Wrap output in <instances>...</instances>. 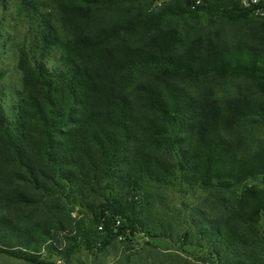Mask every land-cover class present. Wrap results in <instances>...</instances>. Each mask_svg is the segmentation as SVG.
I'll list each match as a JSON object with an SVG mask.
<instances>
[{"label": "trees", "instance_id": "16d2710c", "mask_svg": "<svg viewBox=\"0 0 264 264\" xmlns=\"http://www.w3.org/2000/svg\"><path fill=\"white\" fill-rule=\"evenodd\" d=\"M126 1L21 0L31 28L17 49L19 87L0 89V202H36L9 187L14 179L43 192L72 185L95 192L114 178L123 195L92 211L101 236L76 232L84 243L104 246L127 232L148 234L140 183L165 182L179 167L215 198L214 215L198 210L193 221L213 264H264V19L255 43L195 37L176 53L181 39L161 29L163 13L127 7V18L101 20ZM41 2L53 13H42ZM173 7L166 11L192 19L251 15L239 0H179ZM210 76L240 78L253 90L219 97L209 89L192 93L181 82ZM169 127L178 129L173 139ZM168 140L176 164L152 151ZM59 235L76 239L64 227ZM37 249L31 228L0 217V253L46 264Z\"/></svg>", "mask_w": 264, "mask_h": 264}, {"label": "rangeland", "instance_id": "374dc122", "mask_svg": "<svg viewBox=\"0 0 264 264\" xmlns=\"http://www.w3.org/2000/svg\"><path fill=\"white\" fill-rule=\"evenodd\" d=\"M177 1H126L121 8L108 12L101 20L111 23L127 18V9L131 7L140 8L147 14L163 13L161 29L175 30L181 39L175 47L176 53L183 51L195 37L217 35L231 42L255 43L260 35L261 18L258 16L251 14L244 20L230 22L200 13L197 19H192L187 14L174 15L166 11L167 8H174ZM21 3V0H0V89L6 93L19 87L17 49L26 43L31 28V21ZM39 8L42 13H53L46 2H41ZM144 76L146 74L142 72L136 80L141 81ZM181 82L192 93L209 89L219 97L253 90L250 82L240 78L210 76L196 82L187 79ZM178 134L177 128L169 127L167 138L173 139ZM170 142L168 140L163 148H152V151L176 164L177 148ZM12 182L9 187L30 194L36 202L2 201L0 217L6 216L18 225L31 228L35 233L39 259L46 264H213L212 257L196 236L193 221L198 210L214 215L211 204H214L215 198L183 177L179 167L165 182L157 183L144 178L140 183L138 205L148 234L127 232L114 236L104 246L92 241L84 243L76 232H87L89 240L101 236L91 225L92 211L105 203L106 198L123 195L124 188L114 178L96 187L95 192L74 185L70 189L56 186L43 192L22 180L14 179ZM249 183L257 184L258 181ZM260 226L264 237V218ZM62 227L72 231V237L76 236V239L60 237ZM186 230H190L191 235H185ZM47 232L54 238L53 243L47 240ZM0 264L32 263L0 253Z\"/></svg>", "mask_w": 264, "mask_h": 264}, {"label": "built area", "instance_id": "2783aa9c", "mask_svg": "<svg viewBox=\"0 0 264 264\" xmlns=\"http://www.w3.org/2000/svg\"><path fill=\"white\" fill-rule=\"evenodd\" d=\"M239 5L250 10L251 14L264 19V0H239ZM116 224L118 225L119 221H116Z\"/></svg>", "mask_w": 264, "mask_h": 264}]
</instances>
